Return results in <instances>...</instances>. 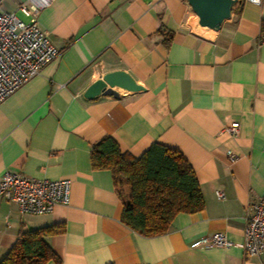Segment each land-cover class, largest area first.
<instances>
[{
	"label": "crops",
	"instance_id": "obj_1",
	"mask_svg": "<svg viewBox=\"0 0 264 264\" xmlns=\"http://www.w3.org/2000/svg\"><path fill=\"white\" fill-rule=\"evenodd\" d=\"M21 4L38 8L59 54L0 101V175L68 179L70 193L37 215L0 198V259L20 227L63 223L46 239L59 263L45 264H264V253L242 248L247 203L264 193V0H243L218 31L199 26L186 0H1L0 9L27 20ZM114 70L143 89L83 96ZM232 121L236 136L223 131ZM105 135L134 157L153 142L180 151L204 208L177 213L161 235L130 230L110 172L90 165L91 144ZM216 232L230 244L194 245Z\"/></svg>",
	"mask_w": 264,
	"mask_h": 264
},
{
	"label": "trees",
	"instance_id": "obj_2",
	"mask_svg": "<svg viewBox=\"0 0 264 264\" xmlns=\"http://www.w3.org/2000/svg\"><path fill=\"white\" fill-rule=\"evenodd\" d=\"M243 0L232 10L239 9ZM264 38V20L259 24L258 43ZM90 165L108 170L122 210L120 221L142 236L168 231L177 213H194L204 208V200L193 169L180 151L153 142L139 157L120 150L108 135L91 144ZM63 223L33 229L20 227L17 238L0 264H45L59 258L47 238L64 232ZM112 264V263H109Z\"/></svg>",
	"mask_w": 264,
	"mask_h": 264
},
{
	"label": "built area",
	"instance_id": "obj_3",
	"mask_svg": "<svg viewBox=\"0 0 264 264\" xmlns=\"http://www.w3.org/2000/svg\"><path fill=\"white\" fill-rule=\"evenodd\" d=\"M52 1L45 0V4ZM245 1L258 5L261 0ZM20 9L28 15L27 20L0 9V101L37 75L59 54L38 26V8L21 4ZM259 43H264L263 37ZM238 127L239 123L232 121L224 126L223 131L236 136ZM228 153L233 160L235 155ZM69 193L68 179H37L13 171H4L0 175V198L14 204L21 213L37 215L51 212L56 205L69 203ZM217 195L220 198L223 196L220 191ZM242 235L245 254L264 253V193L249 199ZM229 244L230 240L224 232L213 233L194 243L195 246L224 247Z\"/></svg>",
	"mask_w": 264,
	"mask_h": 264
},
{
	"label": "water",
	"instance_id": "obj_4",
	"mask_svg": "<svg viewBox=\"0 0 264 264\" xmlns=\"http://www.w3.org/2000/svg\"><path fill=\"white\" fill-rule=\"evenodd\" d=\"M192 12L197 17V24L213 31H218L222 23L231 16L232 7L240 0H186ZM114 88L134 92L143 89L134 78L123 70L106 72L99 79L93 81L83 92L87 99L99 95L118 98Z\"/></svg>",
	"mask_w": 264,
	"mask_h": 264
},
{
	"label": "rangeland",
	"instance_id": "obj_5",
	"mask_svg": "<svg viewBox=\"0 0 264 264\" xmlns=\"http://www.w3.org/2000/svg\"><path fill=\"white\" fill-rule=\"evenodd\" d=\"M195 17H196V15H195ZM196 19H197V17H196ZM196 30H202V29H200V27L198 25H196Z\"/></svg>",
	"mask_w": 264,
	"mask_h": 264
}]
</instances>
